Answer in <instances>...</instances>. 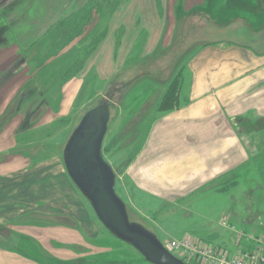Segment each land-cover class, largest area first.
Returning a JSON list of instances; mask_svg holds the SVG:
<instances>
[{
	"label": "rangeland",
	"instance_id": "rangeland-1",
	"mask_svg": "<svg viewBox=\"0 0 264 264\" xmlns=\"http://www.w3.org/2000/svg\"><path fill=\"white\" fill-rule=\"evenodd\" d=\"M87 1L0 0V26L6 29L4 43L0 44V77L11 69L15 72L2 86L1 90L9 89L8 93H0V121L3 120L0 123V165L8 160L22 162L21 157L27 159L28 155L29 158L35 155L36 162L53 159L54 164L64 170L62 151L68 137L81 117L100 104L108 89L114 85L102 154L116 174L115 191L125 203L129 219L153 232L168 248L174 241L186 237L203 240L207 232L219 236L214 244L228 243L235 232H242L244 237L239 250L255 245L249 237L264 241V176L259 175L256 169L253 172L248 165L238 175L236 188H231L233 184L228 181L219 186L210 185L196 198L174 206L152 201L134 189L124 177V171L132 155L140 149L150 124L163 113L159 103L170 81L177 77L180 82L179 72L192 53L205 43L223 41L232 32L244 31L246 27L239 19L259 24L264 21V12L254 16L244 6L233 4L231 0H119L112 18L108 20L106 16L102 21L108 28L106 37L85 58L83 69L61 88L52 85L51 104L48 108L41 106L35 120L31 119L28 123L32 124L30 130L22 128V125L19 127L21 118L13 119L18 102V97L14 95L20 87L15 84L17 78L27 81L31 77L26 64L13 69L15 61L24 57L23 50L32 44L34 36V40L42 37L43 27L50 30L58 20L75 13ZM247 2L250 3V0ZM260 5L264 8V4ZM45 6L51 7V10L45 12ZM109 11L108 8L103 10L105 15ZM200 11L218 22L199 14ZM222 22L230 24L223 25ZM92 28H88L83 36L87 37L88 30ZM247 32L248 37L243 40L258 37L256 31ZM80 39L73 42L77 44V50L91 48L92 38L87 37L78 45ZM34 85L32 87L37 91L43 89ZM59 96L62 99L60 104L57 102ZM59 119H62L61 123L54 124ZM48 131L50 135L46 134ZM23 135L25 140H17ZM84 207L85 220H89V223L84 221L85 232L97 228L99 235L94 238L85 235L84 250L57 245L64 253L62 257L73 258L72 261L84 257L89 264H100V259L113 264H146L135 250L119 243L99 222L97 224L85 199ZM225 208L226 212L219 215ZM42 220L26 215L19 221L30 229L40 231L45 227L55 229L62 226L54 217L49 224ZM221 222L235 231L222 227ZM9 231L2 233L0 230V264H54L42 247L51 250L54 247L52 240H45L44 236L34 233H31L34 240L22 239ZM37 251L42 255L39 256ZM170 251L186 264H197L187 252L174 248Z\"/></svg>",
	"mask_w": 264,
	"mask_h": 264
},
{
	"label": "crops",
	"instance_id": "crops-1",
	"mask_svg": "<svg viewBox=\"0 0 264 264\" xmlns=\"http://www.w3.org/2000/svg\"><path fill=\"white\" fill-rule=\"evenodd\" d=\"M238 1L257 16L253 8L259 0H250L251 4ZM49 10L51 7L45 6L44 11ZM239 21L246 27L244 31L205 43L187 59L179 72L177 105L150 124L124 171L127 182L152 201L174 206L196 198L210 185L227 181L234 189L247 165L264 176V21ZM247 30L258 32V37L243 40L248 37ZM34 31L35 27L32 34ZM42 31V35L47 32L45 27ZM35 158L28 155L27 159L18 158L22 162L8 160L0 165V227L31 240L33 233L44 236L56 244L51 250L42 246L48 256L73 260L62 257L57 245L83 249L85 235L94 238L99 233L97 228L85 232L84 221L89 220L84 216V199L65 169L61 171L53 159L36 162ZM26 215L47 224L54 217L62 226L30 229L19 221ZM218 237L207 232L201 240L226 250L230 257L254 247L239 250L241 240L235 236L228 243L214 244Z\"/></svg>",
	"mask_w": 264,
	"mask_h": 264
},
{
	"label": "water",
	"instance_id": "water-1",
	"mask_svg": "<svg viewBox=\"0 0 264 264\" xmlns=\"http://www.w3.org/2000/svg\"><path fill=\"white\" fill-rule=\"evenodd\" d=\"M114 92L112 85L68 137L62 151L64 169L97 221L115 240L135 250L147 264H185L153 232L129 219L126 205L115 191L116 174L102 154Z\"/></svg>",
	"mask_w": 264,
	"mask_h": 264
},
{
	"label": "trees",
	"instance_id": "trees-1",
	"mask_svg": "<svg viewBox=\"0 0 264 264\" xmlns=\"http://www.w3.org/2000/svg\"><path fill=\"white\" fill-rule=\"evenodd\" d=\"M231 1L233 4L235 3L236 5L244 6L241 1ZM262 1L264 0H259L258 5L253 8V12H264V8L260 5ZM119 2V0L87 1L85 5L75 13L58 20L50 30H47V32L42 35L41 38L33 42L27 49L24 50L23 60L26 66L31 65L29 74H34V77L32 78L33 84H35L34 86L38 85L43 88L39 91L35 89V103H40L41 106L44 105V107L47 104L49 107V102L51 104L52 99V85H58L59 88H61L65 83L67 84V82L71 80L72 77L76 76L83 69L85 58L97 49L99 44L103 41L108 33L107 25L102 24V21L105 20L106 16L108 17V20L112 18L113 14L117 10ZM105 8L110 10L107 15H105L103 12ZM198 13L205 15L212 21L218 22L204 11H200ZM97 20V24L94 25L95 21ZM229 24L230 22L223 23V25ZM92 26L93 28L88 30L90 33L87 36L92 38L90 43L91 48L85 50V47H82V49L77 50V44H73V42L81 38L78 44L81 45L82 41L87 38L84 37L83 34L88 28H91ZM2 28L5 29L3 26L0 27V29ZM68 46H70V49ZM176 78H173L170 81L159 103L160 110L163 112H168L174 109L177 105V91L179 89L180 82H178ZM47 85H49L48 89H46ZM61 100V96H59L57 102L60 104ZM38 112L39 110H36L33 114L37 115ZM32 120H35V118ZM61 120L62 119L55 121L54 124H60ZM30 128H28V130H30ZM46 134L50 135L51 133L48 131ZM17 140H25V135L21 136V138L18 137ZM51 260L54 261V264L55 262L59 264H67L66 262H70L72 264H89L87 258L74 261L69 260L66 262L59 261L54 258H51ZM98 262L100 264H113L109 261H106L105 259H100Z\"/></svg>",
	"mask_w": 264,
	"mask_h": 264
},
{
	"label": "built area",
	"instance_id": "built-area-1",
	"mask_svg": "<svg viewBox=\"0 0 264 264\" xmlns=\"http://www.w3.org/2000/svg\"><path fill=\"white\" fill-rule=\"evenodd\" d=\"M221 226L235 231L233 227L228 226L225 222H221ZM235 237L240 241L244 234L235 232ZM248 239L255 243L254 247L234 257H230L226 250L203 243L194 237H186L181 241H174L170 247L175 250H181L184 253L187 252L190 257L196 260L197 264H264V241L254 237H249ZM171 248L167 247L168 250Z\"/></svg>",
	"mask_w": 264,
	"mask_h": 264
},
{
	"label": "flooded vegetation",
	"instance_id": "flooded-vegetation-1",
	"mask_svg": "<svg viewBox=\"0 0 264 264\" xmlns=\"http://www.w3.org/2000/svg\"><path fill=\"white\" fill-rule=\"evenodd\" d=\"M262 4H264V1H262ZM244 8H246L247 10L250 9L247 5H244ZM2 27V26H0ZM4 30L5 29H0V44H3V35H4ZM30 45H28L25 49H27ZM24 49V50H25ZM23 50V51H24ZM23 57H19L14 65H13V69H18L19 65L23 66L22 64H25L24 60L22 59ZM28 68L26 70L30 71L31 69V65H28L27 66ZM15 72L11 70L7 71L6 73H4L1 77H0V93H4L5 95L8 93V90L6 89H2V86L6 85V81H9L13 76H14ZM31 78H28L27 81H24V80H21L19 78H17L16 80V84L15 85H20L19 89L17 90L16 94L14 95V97H18V102L17 104L15 105V111L17 112V114L13 117V119H17L18 117H20V123H19V127L22 125V128H30L32 124H28L29 122H31V119L35 118L36 117V114H33L35 113V111L37 110H40L41 109V104L40 103H35L36 102V92H35V88L32 87L33 84V81H32V78L34 77V74L33 75H30ZM24 81V82H23ZM13 97V98H14ZM3 101V99H2ZM2 101H1V104H2ZM11 101V100H10ZM8 101V103L10 102ZM12 103H10L11 105ZM13 105V104H12ZM47 105V104H46ZM45 105V107H46ZM49 105H50V102H49ZM14 106V105H13ZM12 106V107H13ZM48 108V105L47 107ZM5 110V108H4ZM3 110V111H4ZM32 112V113H30ZM21 113H23L24 115H21ZM2 121H0V123H2ZM0 230L2 231V233H7V232H10L9 229H5L4 227H0ZM20 238L22 239H28L27 236H19ZM21 239V240H22ZM54 245H56L54 243ZM37 254L40 256L42 255L40 253V251H37ZM49 258V257H48ZM83 257L81 258H77L75 260H78V259H82ZM51 259V258H49Z\"/></svg>",
	"mask_w": 264,
	"mask_h": 264
}]
</instances>
